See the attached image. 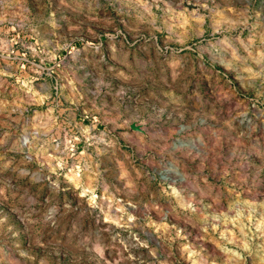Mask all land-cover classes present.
<instances>
[{
    "label": "rangeland",
    "instance_id": "rangeland-1",
    "mask_svg": "<svg viewBox=\"0 0 264 264\" xmlns=\"http://www.w3.org/2000/svg\"><path fill=\"white\" fill-rule=\"evenodd\" d=\"M0 264H264V0H0Z\"/></svg>",
    "mask_w": 264,
    "mask_h": 264
},
{
    "label": "bare ground",
    "instance_id": "bare-ground-1",
    "mask_svg": "<svg viewBox=\"0 0 264 264\" xmlns=\"http://www.w3.org/2000/svg\"><path fill=\"white\" fill-rule=\"evenodd\" d=\"M176 172H177V170H176Z\"/></svg>",
    "mask_w": 264,
    "mask_h": 264
},
{
    "label": "crops",
    "instance_id": "crops-1",
    "mask_svg": "<svg viewBox=\"0 0 264 264\" xmlns=\"http://www.w3.org/2000/svg\"><path fill=\"white\" fill-rule=\"evenodd\" d=\"M75 117V116H74Z\"/></svg>",
    "mask_w": 264,
    "mask_h": 264
}]
</instances>
